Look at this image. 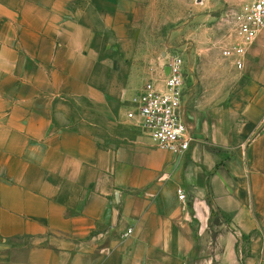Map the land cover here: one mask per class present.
Returning a JSON list of instances; mask_svg holds the SVG:
<instances>
[{"label":"crops","instance_id":"crops-1","mask_svg":"<svg viewBox=\"0 0 264 264\" xmlns=\"http://www.w3.org/2000/svg\"><path fill=\"white\" fill-rule=\"evenodd\" d=\"M145 2L0 0V264H264V33L184 154L98 140L97 44Z\"/></svg>","mask_w":264,"mask_h":264},{"label":"rangeland","instance_id":"rangeland-1","mask_svg":"<svg viewBox=\"0 0 264 264\" xmlns=\"http://www.w3.org/2000/svg\"><path fill=\"white\" fill-rule=\"evenodd\" d=\"M248 1L146 0L142 18L124 29L125 41L99 42L95 80L108 105L98 108V140L117 144L119 132L143 131L125 117L126 106L132 94L157 74L168 54L178 53L185 61V80L194 94L190 108L198 109L202 102L225 103L243 69H236L222 50L233 39L237 14ZM90 110L87 114L94 115Z\"/></svg>","mask_w":264,"mask_h":264},{"label":"built area","instance_id":"built-area-1","mask_svg":"<svg viewBox=\"0 0 264 264\" xmlns=\"http://www.w3.org/2000/svg\"><path fill=\"white\" fill-rule=\"evenodd\" d=\"M263 33L264 0H249L237 14L233 39L223 48V56L231 60L236 69H243L249 47ZM184 63L180 54H168L157 74L132 94L124 113L127 119L141 126L155 147L177 155L184 154L194 141L186 114L194 94L187 87ZM178 197L186 201L182 188L178 189ZM131 231L129 229L126 235Z\"/></svg>","mask_w":264,"mask_h":264},{"label":"trees","instance_id":"trees-1","mask_svg":"<svg viewBox=\"0 0 264 264\" xmlns=\"http://www.w3.org/2000/svg\"><path fill=\"white\" fill-rule=\"evenodd\" d=\"M212 216H213V222L217 224L220 220V215L215 210H213Z\"/></svg>","mask_w":264,"mask_h":264},{"label":"water","instance_id":"water-1","mask_svg":"<svg viewBox=\"0 0 264 264\" xmlns=\"http://www.w3.org/2000/svg\"><path fill=\"white\" fill-rule=\"evenodd\" d=\"M166 71H168V69H166Z\"/></svg>","mask_w":264,"mask_h":264}]
</instances>
